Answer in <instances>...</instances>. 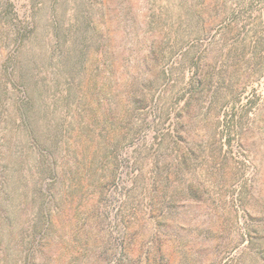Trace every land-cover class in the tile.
Wrapping results in <instances>:
<instances>
[{"label": "rangeland", "instance_id": "rangeland-1", "mask_svg": "<svg viewBox=\"0 0 264 264\" xmlns=\"http://www.w3.org/2000/svg\"><path fill=\"white\" fill-rule=\"evenodd\" d=\"M30 25L42 57L68 34L82 68L72 82L97 110L56 102L52 127L94 130L61 163L55 264L240 257L246 229L264 230V0H0V38ZM105 94L118 97L116 124L101 110ZM110 133L113 145L124 139L114 154ZM78 150L87 176L75 180Z\"/></svg>", "mask_w": 264, "mask_h": 264}, {"label": "trees", "instance_id": "trees-1", "mask_svg": "<svg viewBox=\"0 0 264 264\" xmlns=\"http://www.w3.org/2000/svg\"><path fill=\"white\" fill-rule=\"evenodd\" d=\"M33 29L30 25L11 38H0V48H4L2 41L8 43L6 59L0 63V264H35L39 255H49L48 262L42 264L57 263L52 237L63 199L56 194V184L67 180L69 174L61 163L65 160L64 166L68 164L76 139L92 138L94 129L81 122H73L63 131L59 124L52 127L56 102L72 104L77 99L80 114L97 111L87 106L89 89L72 82L82 68L72 64L73 45L68 34L58 32L50 38V51L42 57L31 48L41 42L31 35ZM111 97L105 94L98 101L105 104L101 110L105 109L109 122L116 124L121 111L118 97ZM111 136L105 145L114 154L124 139L113 145ZM80 150L69 169L75 180L87 176L79 172ZM101 150L108 151L100 148L95 154ZM245 237L249 244L244 253L228 264H264V230L249 227Z\"/></svg>", "mask_w": 264, "mask_h": 264}]
</instances>
